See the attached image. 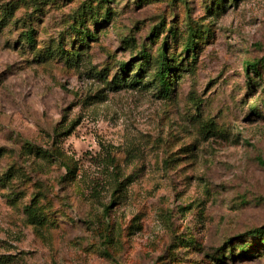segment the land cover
Returning a JSON list of instances; mask_svg holds the SVG:
<instances>
[{
	"label": "rangeland",
	"instance_id": "1",
	"mask_svg": "<svg viewBox=\"0 0 264 264\" xmlns=\"http://www.w3.org/2000/svg\"><path fill=\"white\" fill-rule=\"evenodd\" d=\"M37 3L0 0V264H264L228 252L264 228V0Z\"/></svg>",
	"mask_w": 264,
	"mask_h": 264
},
{
	"label": "trees",
	"instance_id": "2",
	"mask_svg": "<svg viewBox=\"0 0 264 264\" xmlns=\"http://www.w3.org/2000/svg\"><path fill=\"white\" fill-rule=\"evenodd\" d=\"M34 6H41L37 3L38 0H32ZM223 1V0H222ZM236 1V0H233ZM104 21H111V13L106 11L104 13L103 16ZM75 25L72 26L73 30H75L76 33L81 34L82 35V41H94L96 39V35L93 33H90L88 31V29L85 26L86 23V18L85 17H79L77 19L74 20ZM155 31L156 29H153V37H156L155 35ZM169 32L172 33V29L169 30ZM152 34V33H151ZM34 35H35V30H28L26 32V34L24 35V40L33 46V44L35 43V39H34ZM175 38H177V35L175 36ZM196 39H203L201 34H199V32L189 28V32H188V38L186 40L185 43V51L186 54L187 53H193L195 52V49H197V42ZM166 49L164 48L161 52V54L159 55V57L156 60V65H157V71L154 74V76H152V83H154L156 85V87L159 89V92L161 95L164 96H168L170 91H171V87L173 85V78L175 81V72L177 71V69L181 66V62L182 61H187L185 58H182L181 60H179V58L175 57V56H168L166 54ZM141 56L143 58L146 59V63H148L149 61V54L147 53V51L142 52ZM182 54H179L178 57H181ZM195 56V55H192ZM261 61L257 60V61H249L246 64V67L244 68V71L247 73V75L253 74L255 77L261 78V69L260 67H264V64H262V66H260ZM127 66L129 67V65L127 64H123L122 65V72L121 75L125 76L126 72H127ZM146 70V68H144L143 64H139L138 69L134 70V73H136L137 75L133 76L131 78L132 82H134V85H139L142 77H143V73ZM117 79H123V78H117ZM250 84H254L255 82L252 81L250 79ZM257 110V109H254ZM30 151L34 150L36 152V154H43L46 155V151L42 152L40 149H35L33 147L29 148ZM67 167L69 168V166L67 165ZM70 169V168H69ZM70 172L75 171V168H72L69 170ZM27 215H28V219L30 221V223L33 224H40L44 221L42 215H41V211L40 209L36 206V204H30L29 207H27ZM251 236H256V241L254 243L251 244H247L246 240L243 239L241 240L239 243L234 244H230L229 245V254L231 259L235 257H243L244 259L248 258V257H252L254 255L255 251H258L259 249H262L264 247V228L263 229H259L255 232H251ZM251 236H249L251 238ZM238 251V254L236 255L235 252ZM224 252L221 253V258H215L214 260L219 263L222 264L225 261V256L223 254Z\"/></svg>",
	"mask_w": 264,
	"mask_h": 264
}]
</instances>
